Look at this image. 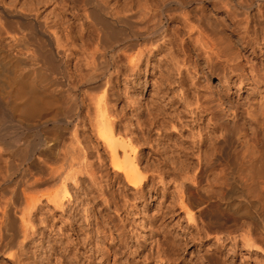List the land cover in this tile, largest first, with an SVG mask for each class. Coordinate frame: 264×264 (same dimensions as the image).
Instances as JSON below:
<instances>
[{"label": "bare ground", "instance_id": "bare-ground-1", "mask_svg": "<svg viewBox=\"0 0 264 264\" xmlns=\"http://www.w3.org/2000/svg\"><path fill=\"white\" fill-rule=\"evenodd\" d=\"M229 30L264 55V0H0V264H264V63L232 101ZM171 174L141 240L128 208Z\"/></svg>", "mask_w": 264, "mask_h": 264}, {"label": "rangeland", "instance_id": "rangeland-1", "mask_svg": "<svg viewBox=\"0 0 264 264\" xmlns=\"http://www.w3.org/2000/svg\"><path fill=\"white\" fill-rule=\"evenodd\" d=\"M195 5H196V7H200V8H202V6H204L206 9H212L213 8V6L208 4V3L205 4V5L202 4V5H199V6L197 4H194V5L192 4V5L189 6L188 10H191V8L194 9ZM219 15L222 16V14H219ZM198 24L200 25V27L202 29L205 27V26L203 27V25L200 24V23H198ZM204 29H205V32L207 34H210V35L212 34L211 35L212 37L215 36L214 39L216 41H218V42L220 41L221 42L223 40L222 37L224 36V34H220V35L218 34L216 36L215 34L211 33L212 31L209 30L208 27H205ZM237 33H238L237 31L236 32H234V31L231 32V30H229V31H227L225 33V37L226 38L224 37L225 38L224 41L227 40L229 43L231 41L230 46H232L231 47L232 50L235 51V52H238L239 57H238L237 61L240 64H242V65H244V64L246 65V67L241 72L242 76L240 75L239 77L235 78V82L233 83V85L229 89L230 90L231 100L234 101V102L235 101L238 102L239 99L243 100V99H245V97L249 96V92H250L251 88L253 87V84H252L253 83V79L251 77V74H252L251 71H253V69H251V67L254 66V67H256L258 69V68H261L262 64L264 63V55L262 54L261 50L259 49L260 45L255 44L254 47H252V48L250 47V48H247V49H244V50L238 49V46L240 45V44H238L239 43L238 40H239V38L241 36L240 35L241 33L240 34L238 33L240 36ZM219 36H221V37H219ZM177 49H178V47H176V52L175 53L177 54L178 59L180 60V65H181V51H179ZM188 55H189L188 56L189 63H192L191 77H193L194 80L197 81L199 87L201 88V90L203 92L214 94L216 89H218L220 83H223L225 80H221V79H223L222 76L218 75L217 73L210 74V73H207L205 71V69L202 68V67L201 68L199 66L198 67H194L197 64V62L195 63V58H194L195 55L192 52H189ZM193 59H194V64H193V62H190V60L193 61ZM202 62H204V61H202ZM248 62H249V64H248ZM204 65H205V63H204ZM250 65H251V67H250ZM140 97H142V95ZM222 105L223 106H220V108L222 109L223 112H225V114H227L225 116H228V109L231 106V102L227 101V102H225V104H222ZM119 107L121 108V106H119ZM129 115L130 116H128V117L132 116L131 114H129ZM128 117L126 118L127 121H128ZM129 119H133V116L131 118H129ZM226 119L227 120H231L229 116L226 117ZM156 131L157 130H154V133H153V136H152L153 139L155 137L158 138V134H157ZM149 150H150V148H147V151H149ZM35 160L39 161V158H35ZM173 177H174V175H172V174L171 175H166L165 176V183H164L165 185L164 184H158V186H159V196H158L157 200L152 202V205L147 207V210L144 211V209H143V207H142V205L140 203L137 206L131 205L128 208V211L131 212L129 217H130V221L134 224V228H135L134 232L139 235L141 240L142 239H146V238H151V239L153 238L155 240L157 237L159 238V236H155L156 235L155 232L150 230L151 229L150 225H148V223H147L148 215H152L153 213H155L156 207H157V205H159L160 202H166L167 201V204L170 203L172 198L169 197L168 200H167L166 198L163 197V195H164V192L168 191L169 188H170L171 191L175 189V184L173 183V179H174ZM180 180H181V178H179V180L177 182L178 184H179V182H181ZM197 198L194 197L192 199L193 201L197 200V201H195L196 204L199 203V205L195 204L197 207L193 208L195 212L198 211V209H199L198 207L199 206L201 207L204 204V203L201 204V201L199 202V199H197ZM177 199H179L178 196H177ZM180 211H181V208L179 207L178 208V212L181 213ZM125 215H126V212L123 213V216H125ZM183 217H184V215H183ZM198 219L200 221V225L203 226L205 229H208L211 233H213V235L216 234V235H219V236H224V235H228V234H233L234 233V232H231L232 229H234V227L230 226L232 222H228L227 224H225V221H221V222L212 221L206 215L200 216V217H198ZM131 222L129 223L130 225L128 224V226H129L128 228L129 229H131V227H132L131 226ZM175 222H179L180 223V225L177 227V230H179L181 232V214L175 219ZM186 224L187 223H186V220H185V224L184 225H186ZM61 225H63V227H66L65 230L69 231L68 227H67L69 225L59 223L57 227H59ZM135 233H133V234L135 235ZM46 241H48V238H46ZM46 243H47V245L49 244L48 242H46ZM192 250L194 251V248H192L191 251H185L184 252V253H186L185 255L183 253V255L185 256V261L186 262L189 261L191 259V256L193 255L191 253ZM177 253H178L177 256H179V259H178L179 262L178 263L181 264V251L180 252L177 251ZM239 260H241V259H238V262H239Z\"/></svg>", "mask_w": 264, "mask_h": 264}]
</instances>
